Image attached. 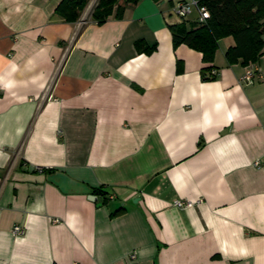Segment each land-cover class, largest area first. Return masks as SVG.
I'll return each instance as SVG.
<instances>
[{
    "label": "crops",
    "instance_id": "obj_1",
    "mask_svg": "<svg viewBox=\"0 0 264 264\" xmlns=\"http://www.w3.org/2000/svg\"><path fill=\"white\" fill-rule=\"evenodd\" d=\"M60 1L0 0V264H264V45L245 83L173 45L190 0Z\"/></svg>",
    "mask_w": 264,
    "mask_h": 264
},
{
    "label": "trees",
    "instance_id": "obj_2",
    "mask_svg": "<svg viewBox=\"0 0 264 264\" xmlns=\"http://www.w3.org/2000/svg\"><path fill=\"white\" fill-rule=\"evenodd\" d=\"M137 0H125L135 2ZM198 7H205L208 18L196 21L186 28L184 23L170 26L173 45L181 43L202 54L204 62H211L218 40L232 36L234 44L224 53L227 63L240 62L247 66L255 63L262 54L264 34V0H196ZM88 0H61L56 14L63 20H77ZM125 5L118 0H97L91 11V19L102 23L109 17L119 18ZM144 52H151L155 46H147L143 41L135 42Z\"/></svg>",
    "mask_w": 264,
    "mask_h": 264
},
{
    "label": "built area",
    "instance_id": "obj_3",
    "mask_svg": "<svg viewBox=\"0 0 264 264\" xmlns=\"http://www.w3.org/2000/svg\"><path fill=\"white\" fill-rule=\"evenodd\" d=\"M193 9H195L198 13L197 19L199 21H203L204 19L208 18L209 13L205 7H198L196 0H190L186 2H177L172 7V12L177 15L179 18H183L187 16ZM253 63H249L247 65V69L245 73L241 76V82L249 83L253 81L256 77H259V73L256 68L252 66ZM216 71L214 69H211L210 76L214 75ZM109 198H112V196H109ZM194 203L191 200L188 199H176L173 201V206L184 209L185 207H190ZM12 233L14 235L21 234L23 232V228L19 224H15L12 227ZM134 253L130 254V258H134Z\"/></svg>",
    "mask_w": 264,
    "mask_h": 264
},
{
    "label": "water",
    "instance_id": "obj_4",
    "mask_svg": "<svg viewBox=\"0 0 264 264\" xmlns=\"http://www.w3.org/2000/svg\"><path fill=\"white\" fill-rule=\"evenodd\" d=\"M89 199L91 200V201H95L96 200V196H94V195H90L89 196ZM99 204V203H98Z\"/></svg>",
    "mask_w": 264,
    "mask_h": 264
}]
</instances>
